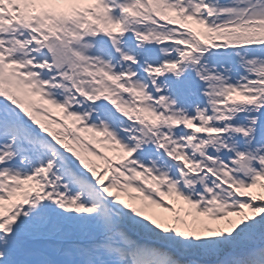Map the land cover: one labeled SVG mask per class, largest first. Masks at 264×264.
Returning <instances> with one entry per match:
<instances>
[{"label": "snow or ice", "instance_id": "obj_1", "mask_svg": "<svg viewBox=\"0 0 264 264\" xmlns=\"http://www.w3.org/2000/svg\"><path fill=\"white\" fill-rule=\"evenodd\" d=\"M0 264H264V0H0Z\"/></svg>", "mask_w": 264, "mask_h": 264}]
</instances>
